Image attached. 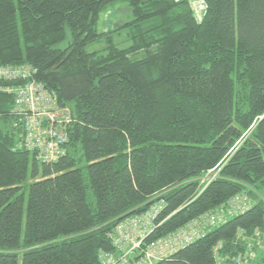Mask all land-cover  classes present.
Masks as SVG:
<instances>
[{"label":"trees","instance_id":"1","mask_svg":"<svg viewBox=\"0 0 264 264\" xmlns=\"http://www.w3.org/2000/svg\"><path fill=\"white\" fill-rule=\"evenodd\" d=\"M17 65L71 122L39 162L0 93V264H103L151 209L131 262L196 222L152 264H264V0H204L200 20L188 0H0V67Z\"/></svg>","mask_w":264,"mask_h":264},{"label":"built area","instance_id":"2","mask_svg":"<svg viewBox=\"0 0 264 264\" xmlns=\"http://www.w3.org/2000/svg\"><path fill=\"white\" fill-rule=\"evenodd\" d=\"M188 1L195 18L200 20L204 0ZM196 2L201 9H197ZM34 74L35 70L28 65L0 67V93L5 92L13 96V127L18 132V147L33 153L39 162L51 163L64 155V145L67 142L65 127L71 122L70 110L60 106L55 95L33 79ZM15 81L19 84H11ZM156 212L157 209H151L143 216L131 217L119 224L113 235L119 254H103V264H152L191 243L204 232L200 223H190L154 243L141 253L139 262H131L130 257L140 248L143 238L150 231ZM208 223L213 225L215 222L210 218ZM247 255L253 257L251 252ZM245 264L250 263L247 260Z\"/></svg>","mask_w":264,"mask_h":264},{"label":"rangeland","instance_id":"3","mask_svg":"<svg viewBox=\"0 0 264 264\" xmlns=\"http://www.w3.org/2000/svg\"><path fill=\"white\" fill-rule=\"evenodd\" d=\"M196 5H197V9H201V6L198 5L197 2H196ZM127 16H128V12H127V9L124 5L116 6L112 10H109L106 12V14L104 15V21L102 22V25H105V26L106 25H115L116 26V25L120 24L122 21H124ZM68 40H69V38L67 37V39L64 42L58 44L57 47L60 49L65 48L67 46ZM94 47L93 48L88 47V50H92V49H94ZM0 126H2V124H0ZM258 197L264 198V186H262L258 190ZM135 240H136V236H135Z\"/></svg>","mask_w":264,"mask_h":264},{"label":"bare ground","instance_id":"4","mask_svg":"<svg viewBox=\"0 0 264 264\" xmlns=\"http://www.w3.org/2000/svg\"><path fill=\"white\" fill-rule=\"evenodd\" d=\"M14 84H15V83H14ZM16 84H17V83H16ZM5 96H6V95H5ZM5 96H4V97H5ZM1 97H2V96H1ZM1 97H0V98H1ZM5 98H6V97H5ZM2 99H4V98L2 97ZM9 112H10V110H9ZM10 113H11V112H10ZM7 114H8V113H7Z\"/></svg>","mask_w":264,"mask_h":264}]
</instances>
